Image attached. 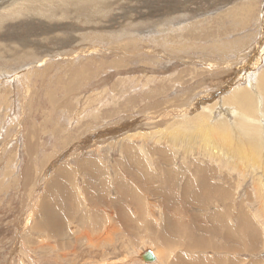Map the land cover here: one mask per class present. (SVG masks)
<instances>
[{"label": "rangeland", "instance_id": "rangeland-1", "mask_svg": "<svg viewBox=\"0 0 264 264\" xmlns=\"http://www.w3.org/2000/svg\"><path fill=\"white\" fill-rule=\"evenodd\" d=\"M119 1L124 11L136 8L138 14L134 15L135 21L125 22L119 14L124 11H119L118 6H115L107 19L96 20L95 25H86L84 21L77 22L72 19L67 22L63 20L64 23L58 26H65L64 30L45 34L48 27L55 25L43 23V42L33 45L36 48L30 53H26V50L0 52V264H60V260L55 263L53 258H46L43 244L48 241L55 247V252L58 245L63 253L70 254V247H75V256L79 253L83 255H79L78 259H72L74 256H71V259L65 258L64 264H73L74 260L75 264H144L140 260L141 253L145 250L152 252L157 244L153 245L154 240L148 239L142 226L132 221L135 224L126 231L116 230L117 234L112 233L110 239L101 241L102 247L100 244H93L88 237L92 234L87 228L90 223L89 216L83 213L81 206L80 210L77 209L78 200L73 196L72 187H82L81 184L78 186L77 180L78 162L89 159L101 162V157L104 156L109 162L107 164L112 165V160L119 158L120 149L124 145L146 151L154 147L163 149L169 145V142L163 139L166 130L179 126L176 122L178 120L172 118L170 126L163 130L164 128L159 126L163 120L155 119L154 125L151 126L154 131L151 134H143L136 142L133 138L131 139L134 141H123L122 139L127 138L121 137L134 136L141 132L142 128L132 130L134 133L130 131L118 136L120 138L105 135V130H111L121 121L120 117H133L139 112L143 117H155L171 109L184 110L197 101L200 102L197 104L198 108L193 109V113L190 111L189 117L198 112L210 115L211 110L223 112L219 106L228 107L231 103L224 100L230 96L228 90H222L221 87L232 83L236 87L244 85L255 100L256 117L264 122V91L260 90L264 83L256 81L257 77L260 79V73H264V36L261 34L262 26L264 28L263 0ZM46 3H58V0ZM172 5L185 9L184 13L188 19L186 22H183L184 13L173 14L168 10ZM241 6L247 13L243 18L236 19L232 10L235 7L236 10L240 9ZM247 6L250 8L246 10ZM141 16L144 19L142 21ZM175 19L180 23L173 26ZM166 20L169 22L165 26H159ZM16 21L12 23L15 24ZM188 25L192 27V32L186 31ZM37 27L38 24L36 32ZM57 35L66 40L56 39ZM72 36H75L73 41L67 40ZM260 37L262 43L259 44ZM88 46H92L95 51L83 53L89 49ZM114 47L128 50V54L118 57L109 53ZM100 49H103L102 52L96 51ZM118 58L122 63L114 67L112 63ZM192 63L205 65L196 67L197 65ZM252 66L255 70L246 74ZM23 68L38 70L31 72L27 79L26 73H22ZM243 76L244 78H241ZM261 77L264 82V74ZM214 93H219L215 100L212 96ZM125 111L127 112L124 114ZM182 115L183 113L179 117ZM261 126L264 128V124ZM97 134L103 137L94 142L92 139ZM30 139L32 143L35 142L32 149H29ZM115 141L118 142L114 143ZM79 145H82L79 156L59 160L70 147ZM182 146L178 142V147ZM187 147H195V142H191ZM49 157L52 161L56 160L58 169L69 168L71 181L68 179L65 182L68 183L66 186L70 185L69 190L72 193L68 202L71 203L69 210L73 213L72 217H76L68 219L66 213L59 211L62 217L65 216L64 221L68 220L64 226L67 234L65 238H69L64 240L62 236L61 243L58 244L52 242L51 238L46 242L44 235L47 233H31L32 215L31 219L25 222L28 226L23 223L27 206L35 192L36 202L41 200L40 204L37 202L39 205L43 203L46 194L55 199L59 197L52 189L58 181L55 170L42 180L44 171L49 170L47 166L52 162ZM47 158L51 162H47ZM114 171L116 170L109 171L110 186ZM239 171L242 175L245 174L241 167ZM230 178L235 183L234 177L230 175ZM240 182L238 203L244 205V195L247 192L248 200L253 197L254 201L256 192L251 183L244 181L243 176ZM129 186L134 188L131 184ZM79 190L76 188V194L80 193ZM141 195V210L147 217L142 222L151 218L149 222L156 224L157 201H149L147 206L148 197L142 193ZM38 204L35 203L34 210L37 207L39 209ZM262 204L264 205L263 200ZM262 204L259 203L260 213L264 208ZM128 215L133 217L131 209ZM263 217L259 222L261 227L256 224L255 219L256 222H253L255 230L258 231V242L260 236L264 239ZM84 231L87 235L83 234ZM79 236H82V239L76 241L75 238ZM162 251H165L162 259L167 257L166 261L169 259L170 264H176L175 255L178 251L166 247ZM52 254L59 259L54 252ZM205 254L210 260L214 257L212 252ZM236 261L237 264H264V242H259L255 254L240 253ZM165 263L168 264H162Z\"/></svg>", "mask_w": 264, "mask_h": 264}, {"label": "bare ground", "instance_id": "bare-ground-1", "mask_svg": "<svg viewBox=\"0 0 264 264\" xmlns=\"http://www.w3.org/2000/svg\"><path fill=\"white\" fill-rule=\"evenodd\" d=\"M49 1L51 0H0V52H5L6 50L23 52L26 50V53H30L34 51L36 46L33 47V45L43 42V23L55 25L48 27L45 34H49L59 29L64 30L65 26H58L64 23L63 20L67 22L72 19L77 22L84 21L86 25H95L96 20L107 19L115 6H118L119 11H124L120 6L121 1L119 0H58V3L47 4L46 2ZM249 8L247 6L246 10ZM135 9L125 10L119 14L125 22L132 23L135 21L134 15L138 14ZM168 10L173 14L184 13L185 11L182 6L177 8L173 5ZM232 11H234L236 19L243 18L247 13V11L243 10V6L237 10L235 7ZM17 19L19 20L18 22L16 21ZM140 20H144L142 16ZM186 20L188 19L184 13L183 22H186ZM13 21L17 23L14 22L15 24H13ZM23 22L25 23L21 25ZM168 22L167 20L162 21L159 26H165ZM175 23L179 24L180 22L175 19L174 23H172L173 26H176ZM37 24L38 32H36ZM186 31L188 33L192 32V27L188 25ZM167 32L164 31V33ZM261 34L264 36L263 26ZM56 39L65 38H60L57 35ZM74 39L75 36H72L67 40L73 41ZM258 43H262L261 37ZM62 44L65 45L64 43ZM88 47L89 49L84 50L85 52L83 53L88 54V51H95L92 46ZM101 50L103 49L96 51L102 52ZM106 50L104 49V51ZM108 52L118 57L128 54V50L115 47ZM121 63L122 61L118 58V60L113 61L112 65L118 67ZM192 64L196 66L198 63ZM28 65L30 66L31 64ZM203 65L205 63L196 67ZM38 69L35 68L32 71L31 68L27 70L23 68L22 73H26L28 79L31 76V72L33 73ZM254 70L255 67H249L246 74L252 73ZM263 74L260 73V79L259 77L256 78L257 82L264 83L262 81L263 77H261ZM244 76L241 78H244ZM254 85L257 88V85ZM221 88L222 90H228V95L230 96L224 100L229 101L231 103L230 106H234L227 107V105H224L223 107V105H220L219 107L223 112L221 110H211L210 115L198 112L189 117L191 115L188 113L198 108L197 104L200 102L197 101L196 103L192 102L191 106L185 107L184 110L171 109V111L160 113L158 116L155 115V117H143L140 112L133 117H120L119 120L121 121L116 126L104 132L105 135L110 134L113 137L120 138L118 136H123L130 131L133 132L132 130L134 129L142 128L141 132L134 134V136L126 135L121 137L127 138V140L122 139L123 141L135 140L136 142L141 139L143 134H151L154 131L151 126L154 125L155 119L163 120V122H159L161 124L159 126L166 130L170 126L171 121H173L172 118H175L178 120L176 122L179 126L167 129L166 132L164 131L166 136L163 139L165 142H169V145L163 149L160 147L155 149L154 147V149L149 148L152 150L146 151L124 145L120 149L119 158L112 160V165L107 164L109 162L106 161L107 157L104 156H102L104 158L101 157V162L89 159L77 163L79 169V173H77L79 177L77 179L78 186L81 184L82 187H77V185L75 188L72 187L74 189L73 196L78 200L77 209L80 210L79 207L81 206L83 213L89 216L90 223L87 228L91 230L92 234L90 233L91 235L88 237L91 238L93 244L101 245V241L110 239L111 234L115 233L116 230L126 231L127 228L135 224L132 223L134 221L139 226H142L150 241L154 240L155 243L153 245L157 244L152 252L145 250L141 253L140 260L144 264H153L155 262L157 264H162L163 262L170 264L169 259L166 261L167 257L162 259V255L165 253L162 250H165V247L166 249L171 248L174 251H178L175 255L176 264H237L236 257L238 254H255L259 242H264L261 236L258 242V236H256L258 231L254 227L256 221V224L258 223L257 225L261 227L259 222L261 217L264 216V208L262 209L263 215L259 212L261 209L259 208V203L261 202L262 204V200L264 202V128L261 126L264 122H261L256 117L255 100L244 85L236 87L231 83ZM260 90L264 91V84H262ZM218 94H212L213 100L218 97ZM206 95L211 96V94ZM181 113L183 115L179 117ZM143 130L146 132H142ZM181 136L183 139H178ZM101 137L103 136L97 134L92 140L96 142ZM78 140L80 139L78 138ZM28 141L29 149H32L35 142L32 143L31 139ZM116 142L118 141L114 143ZM178 142L183 146L178 147ZM191 142H195V147L188 148L187 146ZM85 143L86 141L83 144ZM81 148L82 145L70 147L64 155L62 154V157L59 156V160L62 161L66 157H75V155L80 154ZM49 159L47 158V162ZM240 167L245 172L244 175L239 171ZM47 168L49 170L47 172L44 171L42 180L44 181L55 170V176H57L58 181L52 189L59 197L55 199L46 194L43 197L41 206L39 205L41 200L37 201L39 204L36 202L37 195H35V192V196L33 195L31 203L27 206L26 218L23 223L24 226H28L25 225V222H28L32 215L31 233L39 235L47 233V235H44V240L47 242L51 238L52 242L58 244L60 240L69 238V236L65 238L67 234L64 226L68 220L64 221L63 218L65 216L62 217L59 211L66 213L68 219L75 217H72L73 213L69 210L71 209L69 207L71 203L68 202L71 199L70 194H72L69 190L70 185L66 186L68 183L65 182L68 179L71 181V173L68 170L69 168L67 170L58 169L56 160H53ZM78 169H76L77 172ZM112 169L116 171L111 175L112 186H110L108 176L109 171ZM230 175L234 177L235 183L231 180ZM241 176H243L244 181L251 183L250 185L253 186L256 192L254 201L253 197L248 200V192L244 195V205L238 203L240 198L239 194H237L239 193L238 186L241 184ZM129 184L133 185L134 188L130 187ZM76 188L80 189L79 194H76ZM141 193L148 197L147 206H149V201L156 200V203H158L156 205V211L158 212V222L156 224H153L152 221L149 222L151 218L149 221L145 220L142 222L147 217H145L144 211L141 210ZM35 203L40 206L39 209L37 207L34 210L36 207ZM262 207H264L263 204ZM129 209H131L133 217L128 215ZM38 211L40 213H37ZM37 214L41 216L37 217ZM251 222L254 223L252 224ZM71 229L68 230L70 233L72 232ZM30 231L28 230V232ZM86 232L84 231L83 234L87 235ZM81 239L82 236L75 238L76 241ZM113 240L115 241V239ZM43 246L46 258H53L55 263L60 260V264H64L66 263L65 258L71 259V256H74L72 259L76 257L78 259L79 255L83 256L81 253L75 256L77 251L75 247H70L69 254L61 252V246L58 245H56L57 252H55V247L50 241L43 244ZM145 252H150L154 257V261L145 262L141 258ZM206 252H212L214 257L211 260L208 259ZM72 263L75 264V260Z\"/></svg>", "mask_w": 264, "mask_h": 264}, {"label": "water", "instance_id": "water-1", "mask_svg": "<svg viewBox=\"0 0 264 264\" xmlns=\"http://www.w3.org/2000/svg\"><path fill=\"white\" fill-rule=\"evenodd\" d=\"M141 258L145 261V262H152L154 261V257L152 256V254L150 252H145Z\"/></svg>", "mask_w": 264, "mask_h": 264}]
</instances>
